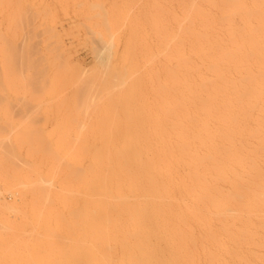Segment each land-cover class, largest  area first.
Masks as SVG:
<instances>
[{
	"label": "rangeland",
	"instance_id": "obj_1",
	"mask_svg": "<svg viewBox=\"0 0 264 264\" xmlns=\"http://www.w3.org/2000/svg\"><path fill=\"white\" fill-rule=\"evenodd\" d=\"M203 38L212 40L205 44ZM215 39L228 54L238 46L246 52L234 54L236 61L247 58L234 64L239 70L231 55L222 58V48L216 51ZM209 44L215 47L211 52ZM191 46L214 59L221 53L222 62L205 60L207 53ZM183 54L198 63L201 78L215 84L216 72H206V66L212 70L219 61L216 70L227 71L217 77L233 81L217 84L247 91V103L235 101L231 110L237 118L241 112L246 131L241 140L264 169V0H0V207L15 206L0 208V264H110L111 251L93 254L74 241L71 208H62L58 186H70L71 171L86 167V155H78L80 162L73 151L115 149L125 134L165 139L174 132L182 118L179 92L195 99L192 89L202 81L190 60L192 70L183 69ZM182 74L187 81L193 76L195 84L188 85L193 96L186 91L194 81L183 82ZM33 182L38 184L33 194L49 201L35 213L25 194ZM60 215L64 227L56 224ZM249 219L255 232L242 250L253 264H264V227L254 215ZM211 225L219 226L216 220ZM198 259L204 264L201 253Z\"/></svg>",
	"mask_w": 264,
	"mask_h": 264
},
{
	"label": "bare ground",
	"instance_id": "obj_2",
	"mask_svg": "<svg viewBox=\"0 0 264 264\" xmlns=\"http://www.w3.org/2000/svg\"><path fill=\"white\" fill-rule=\"evenodd\" d=\"M207 38H203L204 41L211 39ZM197 41L198 45L204 43L199 44ZM207 41L205 44L210 42ZM189 42L187 44L191 43ZM214 42L217 43L216 39ZM198 45L194 46L197 48ZM211 45L209 44L208 51L212 48ZM214 45L212 46L216 51L224 47H219L218 43ZM238 47L236 52L240 48ZM192 48H189L188 52L198 50ZM198 48L203 50L201 46ZM224 48L221 51H224ZM201 51L199 53L202 56L206 55L205 60L211 59L212 56L214 59V54L204 51L207 55ZM227 51H224L225 54L222 52L223 55L220 53L222 58L231 55L235 60L230 61L233 65H238V62L245 63L247 58L242 56L246 52L241 53L239 50L242 59L239 57L240 60L236 61V52L228 54L230 51ZM220 54H217V58L215 53V59L222 62ZM236 56L238 58V55ZM188 57L183 56V60H186L183 69L192 64ZM200 58L199 62L203 61ZM224 61L227 62L223 59ZM217 63L214 62L215 70L212 66L214 64L210 63L211 70L207 63L206 67L210 71L208 69L206 72L212 71V75L216 72L213 80L217 78L220 81H229L230 78H220L227 67L219 73L216 70V67L220 69ZM225 64L229 66L230 63ZM196 65L199 67L196 63L193 68L199 71V68L194 67ZM202 67L205 66L202 64ZM235 67L232 66L233 69ZM244 67L241 69L246 71ZM189 69L192 70V66L185 70ZM237 69L236 67L234 70ZM198 71L193 73L196 72L199 76ZM183 75L182 79L190 74L184 75L185 77ZM204 77L201 78L200 73L199 79L202 81L198 90L195 87H198L199 82L196 85L194 78V82L187 83L188 95L195 96L196 93V96H200L199 99L198 96L197 100L193 97L187 99V95L184 97L182 91L179 92L182 118L179 117L178 126L177 123L174 124V132L168 134L165 139L155 133L150 136L125 134L119 140L121 146H116L118 148L111 149L108 146L110 149L103 147V150H100L101 148L94 147L83 152L81 149L79 152H72L77 159L73 158L80 162L78 155H86V167L76 166L74 170L70 167L73 182L71 181L70 186L64 182L59 185L56 196L60 199L62 208H66V204L70 205V226L73 228L76 243L85 244L91 248L93 254L111 251L113 256L110 264H200L199 253L203 255L204 264H253L243 252L242 246L255 232H252L253 227L251 228V215L257 217L261 221L260 225L264 227V169L249 157L248 152L252 147L249 148L241 140L246 135L245 126L240 125L238 120L241 112H237L238 118L234 117L232 112V104L235 101L241 105L247 101V91L233 86L230 92V89L227 90L229 86H225L223 81L219 82L223 83L224 87L216 81L219 87L215 80ZM184 80L188 82L187 78L183 79V82ZM192 83L195 87L191 86ZM230 83L226 82L232 85V82ZM183 85L186 89V84ZM188 85L194 88L193 93L196 91L193 95L190 94L192 92ZM238 86L242 87V82ZM242 115L245 118L246 113ZM71 151L65 152L70 156ZM35 183L25 186L32 213L37 212L40 205L49 203L47 197L33 194L35 186L38 185ZM81 188L84 193L82 195L79 192ZM4 209L13 210L15 206L9 204ZM213 220L218 222V228L211 225ZM56 222L58 227L67 225L62 215L56 216ZM195 226L200 229V234L195 232ZM259 243L258 241V245H261Z\"/></svg>",
	"mask_w": 264,
	"mask_h": 264
},
{
	"label": "built area",
	"instance_id": "obj_3",
	"mask_svg": "<svg viewBox=\"0 0 264 264\" xmlns=\"http://www.w3.org/2000/svg\"><path fill=\"white\" fill-rule=\"evenodd\" d=\"M1 199H2V198H1V195H0V201H1Z\"/></svg>",
	"mask_w": 264,
	"mask_h": 264
}]
</instances>
